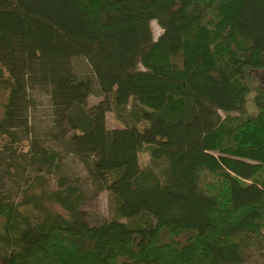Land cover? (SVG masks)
Masks as SVG:
<instances>
[{
	"label": "trees",
	"instance_id": "16d2710c",
	"mask_svg": "<svg viewBox=\"0 0 264 264\" xmlns=\"http://www.w3.org/2000/svg\"><path fill=\"white\" fill-rule=\"evenodd\" d=\"M257 69L264 0H0V153L30 135L31 92H43L62 152L31 138L27 163L50 171L72 155L112 202L91 224L66 177L49 192L36 176L18 204L0 190V264H243L249 240L264 239ZM132 96L148 110L108 128L105 114L121 118ZM144 147L152 164L141 167Z\"/></svg>",
	"mask_w": 264,
	"mask_h": 264
},
{
	"label": "rangeland",
	"instance_id": "374dc122",
	"mask_svg": "<svg viewBox=\"0 0 264 264\" xmlns=\"http://www.w3.org/2000/svg\"><path fill=\"white\" fill-rule=\"evenodd\" d=\"M153 37L161 33V28L156 21H151ZM72 67L78 75L89 73V67L85 59L75 57L72 60ZM253 81L257 86L264 85V71L257 69L253 71ZM7 94V88H0V117L2 115V107ZM254 92L246 94L244 112L254 113L253 105ZM31 98L34 102L28 112L30 124V135L25 136L18 133L17 150L14 154L0 153V190L5 192L8 197L18 204L23 199V193L27 185L36 177L43 178L42 188L44 191H54L59 188L58 179L66 177L70 184L76 185L83 194L80 204V210L83 217L89 223H99L103 220H109L112 216L111 194L106 189L99 187L93 182L84 166L72 155H62L60 162L56 168L50 171L38 170L36 167L27 163L28 152L27 145L31 138H35L47 150L61 153V142L52 135L51 110L48 96L40 91L31 92ZM101 97L96 93V87L93 94L88 99V105L97 103ZM146 107L138 104L136 98L132 96L129 99L126 112L121 118H117L113 113L105 114V121L108 128H121L126 124H130L128 113H140L147 111ZM223 117L224 114L218 111ZM239 114L238 111L232 112L231 115ZM145 123L140 122L142 128ZM0 147V151H1ZM7 160V161H6ZM139 163L143 167L152 164L149 152L144 147L139 152ZM48 207L54 213L66 215L65 211L57 204H48ZM243 264H264V239L251 238L245 250V261Z\"/></svg>",
	"mask_w": 264,
	"mask_h": 264
}]
</instances>
